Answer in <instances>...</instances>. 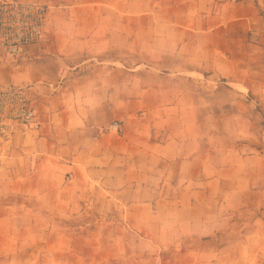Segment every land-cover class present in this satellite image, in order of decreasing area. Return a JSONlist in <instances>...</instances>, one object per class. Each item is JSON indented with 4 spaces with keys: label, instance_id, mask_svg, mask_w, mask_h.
<instances>
[{
    "label": "crops",
    "instance_id": "crops-1",
    "mask_svg": "<svg viewBox=\"0 0 264 264\" xmlns=\"http://www.w3.org/2000/svg\"><path fill=\"white\" fill-rule=\"evenodd\" d=\"M22 1L0 264H264V0Z\"/></svg>",
    "mask_w": 264,
    "mask_h": 264
},
{
    "label": "built area",
    "instance_id": "built-area-1",
    "mask_svg": "<svg viewBox=\"0 0 264 264\" xmlns=\"http://www.w3.org/2000/svg\"><path fill=\"white\" fill-rule=\"evenodd\" d=\"M45 13L46 8L40 4L0 1V46L8 56L16 58L26 46L40 41ZM20 125H36V111L25 90L15 86L0 88V142L10 141Z\"/></svg>",
    "mask_w": 264,
    "mask_h": 264
}]
</instances>
